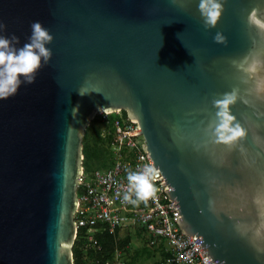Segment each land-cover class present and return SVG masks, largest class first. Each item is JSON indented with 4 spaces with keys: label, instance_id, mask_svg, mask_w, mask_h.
<instances>
[{
    "label": "water",
    "instance_id": "water-1",
    "mask_svg": "<svg viewBox=\"0 0 264 264\" xmlns=\"http://www.w3.org/2000/svg\"><path fill=\"white\" fill-rule=\"evenodd\" d=\"M198 4L0 0L19 44L34 20L53 35L36 80L0 99V264H73L82 137L96 113L116 110L136 121L180 230L211 262L264 264V31L248 21L264 0H223L208 27ZM255 58V72L237 66ZM233 89L246 132L229 145L213 139V99Z\"/></svg>",
    "mask_w": 264,
    "mask_h": 264
},
{
    "label": "built area",
    "instance_id": "built-area-1",
    "mask_svg": "<svg viewBox=\"0 0 264 264\" xmlns=\"http://www.w3.org/2000/svg\"><path fill=\"white\" fill-rule=\"evenodd\" d=\"M99 113L111 164L107 168L82 170L76 186L78 204L73 213L75 240L81 237L86 248L100 255L93 259V264H128L130 260L123 246L115 243L110 252H102V235L115 239L117 232L124 228L138 229L150 245L156 240L165 243L167 254L157 264H217L209 260L211 257L199 244V237L180 230L179 211L174 206L176 202L166 193L170 188L161 171L154 181L157 190L153 196L136 203L123 199L128 188V172L153 161L142 149L141 145L145 147L146 143L142 134L135 133L139 129L135 120L121 116L120 111ZM78 230L84 231L78 235Z\"/></svg>",
    "mask_w": 264,
    "mask_h": 264
},
{
    "label": "clouds",
    "instance_id": "clouds-1",
    "mask_svg": "<svg viewBox=\"0 0 264 264\" xmlns=\"http://www.w3.org/2000/svg\"><path fill=\"white\" fill-rule=\"evenodd\" d=\"M198 8L204 18L205 26H214L222 14L223 0H199ZM258 9H252L248 14V21L264 31V13L257 15ZM6 25L0 21V99L15 94L22 84H31L36 80L39 69L47 64L52 56V49L47 45L52 41L53 35L40 20L31 23V32L28 38L19 44V36L15 33L4 34ZM214 39L218 42L225 41L226 37L217 32ZM247 59V58H245ZM261 63L259 58L250 63H238V67L250 73L255 72ZM258 94L264 89L259 88ZM83 87V86H82ZM81 94L88 91L79 88ZM237 98V90L225 92L222 97L214 98L217 122L211 129L213 139L229 145L245 135L246 129L235 119L230 110V105ZM76 113V108L74 107ZM160 176L157 166L148 163L139 170L129 171L127 174L128 188L123 194V199L136 203L138 200H147L156 192L154 181Z\"/></svg>",
    "mask_w": 264,
    "mask_h": 264
},
{
    "label": "rangeland",
    "instance_id": "rangeland-1",
    "mask_svg": "<svg viewBox=\"0 0 264 264\" xmlns=\"http://www.w3.org/2000/svg\"><path fill=\"white\" fill-rule=\"evenodd\" d=\"M120 112L121 116L126 115L125 111L121 110ZM94 118L95 120L90 122L92 130L86 138V144H88L89 149L93 146L95 152H91L89 161L86 158L84 159L83 154L84 164L82 166L87 171L97 168H107L111 164V155L107 150L108 140L102 136L104 126L101 124L100 113H96ZM96 155L97 159L95 158ZM115 243L126 248L125 252L127 258L130 260L128 264H157L167 254V246L163 241L156 240L153 245H150L147 238L138 229L128 230L124 228L119 230L116 238L113 240V244ZM84 257L83 264L94 263V258L90 251L89 253L85 252Z\"/></svg>",
    "mask_w": 264,
    "mask_h": 264
},
{
    "label": "trees",
    "instance_id": "trees-1",
    "mask_svg": "<svg viewBox=\"0 0 264 264\" xmlns=\"http://www.w3.org/2000/svg\"><path fill=\"white\" fill-rule=\"evenodd\" d=\"M94 117L90 120V122H92V120H95ZM91 130H92V126H91V124H89L86 127V129L84 131V135L82 137V154H84V159L86 158V160H88V161L91 158V152L92 151L95 152V148L93 146H92L91 149H89L88 144H86L87 143L86 138L90 134ZM95 158L97 159V155L95 156ZM83 164H84V161L82 160V165ZM85 171H87V170H85ZM89 171H91V170H89ZM83 231L84 230H78V235L83 233ZM79 238L80 239H77V240L74 241L73 246H72L73 264H83L84 259H85V257H84L85 252L89 253V251H90L91 254H92V257L94 259L96 257H98V258L100 257L99 254H95L92 250L86 248L84 240L81 237H79ZM113 240L114 239L108 234L102 235L101 243H102V246L104 248L102 252H110L111 251V249H112V247L114 245L113 244Z\"/></svg>",
    "mask_w": 264,
    "mask_h": 264
},
{
    "label": "bare ground",
    "instance_id": "bare-ground-1",
    "mask_svg": "<svg viewBox=\"0 0 264 264\" xmlns=\"http://www.w3.org/2000/svg\"><path fill=\"white\" fill-rule=\"evenodd\" d=\"M116 111H118V110H116Z\"/></svg>",
    "mask_w": 264,
    "mask_h": 264
}]
</instances>
